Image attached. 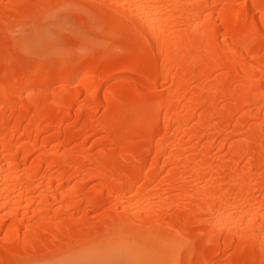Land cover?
Here are the masks:
<instances>
[{
  "label": "bare ground",
  "instance_id": "6f19581e",
  "mask_svg": "<svg viewBox=\"0 0 264 264\" xmlns=\"http://www.w3.org/2000/svg\"><path fill=\"white\" fill-rule=\"evenodd\" d=\"M50 2L97 38L57 49L27 15ZM261 241L264 0H0V264H264Z\"/></svg>",
  "mask_w": 264,
  "mask_h": 264
},
{
  "label": "rangeland",
  "instance_id": "374dc122",
  "mask_svg": "<svg viewBox=\"0 0 264 264\" xmlns=\"http://www.w3.org/2000/svg\"><path fill=\"white\" fill-rule=\"evenodd\" d=\"M52 6L53 3H47L44 4L38 12H32L28 13V19L33 20L35 26L34 28H37V26L40 24L41 19L45 13H48L51 11L52 14L48 19H46L44 23V33L46 37H49L55 45V47L61 51H72L73 53H78L81 49V40L84 37H89L92 39H96L97 37L93 36L92 33H87V27L82 26L77 19V16L73 12H69L66 10H61L59 12H55L54 8ZM19 21L14 23L11 28L8 29V31L5 32L4 37L8 38V36H11L12 38L20 39L27 37L24 31H18L15 29L14 25H17ZM38 29V28H37ZM115 29L114 22H111V24L108 25L107 31L103 34H98L100 38H103L101 36H105L111 39V42L109 43L107 49H110L115 41L120 42L123 39V35H120L116 38H112L111 32ZM70 35L73 40H68L67 37ZM21 38V39H22ZM74 44H77L75 47ZM55 57L56 55H53L51 58H27L25 62L23 63V67L26 70L35 71L40 67L43 66H54L55 64ZM18 57H15L14 60H17ZM30 75H33V73H29Z\"/></svg>",
  "mask_w": 264,
  "mask_h": 264
},
{
  "label": "snow or ice",
  "instance_id": "6c2138e0",
  "mask_svg": "<svg viewBox=\"0 0 264 264\" xmlns=\"http://www.w3.org/2000/svg\"><path fill=\"white\" fill-rule=\"evenodd\" d=\"M55 10V12H59L63 9L69 8V7H74L72 5H58V6H52ZM135 7H142L140 5H137ZM55 14V13H52ZM29 54H34V53H29ZM261 251L264 253V241H261ZM51 264H64L63 261H53ZM91 264H142V262L139 261H117V260H96L92 261ZM161 264H181L180 261L176 260L173 258L172 260L164 261L161 262Z\"/></svg>",
  "mask_w": 264,
  "mask_h": 264
}]
</instances>
